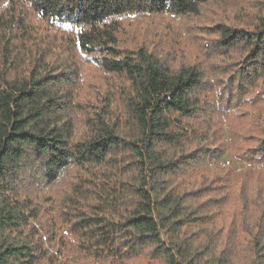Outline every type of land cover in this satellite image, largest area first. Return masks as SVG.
<instances>
[{"label": "trees", "instance_id": "trees-1", "mask_svg": "<svg viewBox=\"0 0 264 264\" xmlns=\"http://www.w3.org/2000/svg\"><path fill=\"white\" fill-rule=\"evenodd\" d=\"M214 1L0 0V264H264V116L244 172L215 144L264 106V0L179 49L122 39Z\"/></svg>", "mask_w": 264, "mask_h": 264}, {"label": "rangeland", "instance_id": "rangeland-1", "mask_svg": "<svg viewBox=\"0 0 264 264\" xmlns=\"http://www.w3.org/2000/svg\"><path fill=\"white\" fill-rule=\"evenodd\" d=\"M247 1L250 2L254 0L214 1L203 7L202 14L199 17H189L181 21L173 20V18L167 16L129 18L128 20L133 24L135 32L131 33L129 36L128 32L124 31L122 39H124V41H130L134 38L136 42L143 40L156 46H161V43L169 41L170 47L179 49V41L182 36H185L184 42L188 40L187 36L190 29H192L193 32L191 35L195 36L205 30L207 26H213L219 22H229L234 13ZM63 40L64 39L59 40L57 44L60 45ZM76 54L78 57L77 65H80L81 69L79 70L77 65L73 67L79 72L80 77H82V84H84L83 90L86 92L101 89L100 84L107 83L108 78L105 79L95 65L94 55H86L78 51H76ZM257 102V97L239 100L235 104L237 105L236 111L238 115L241 116L239 121L247 122L243 127L240 126L237 129L238 131L233 130L231 126L224 127L215 143L216 148L221 146L225 149L224 153L218 157L216 156L218 164L232 167L236 173L244 172L247 167L233 156L234 154L236 155L237 151L235 150H237L239 145L243 142L244 134L247 132L245 130L254 125L255 116L258 114L264 116V106L259 107V105L255 104ZM216 158H214L211 163H213Z\"/></svg>", "mask_w": 264, "mask_h": 264}]
</instances>
